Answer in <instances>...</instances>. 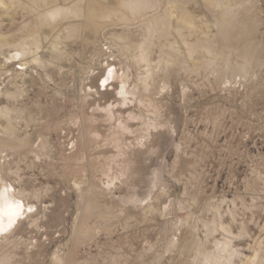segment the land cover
Returning a JSON list of instances; mask_svg holds the SVG:
<instances>
[{
  "label": "rangeland",
  "instance_id": "374dc122",
  "mask_svg": "<svg viewBox=\"0 0 264 264\" xmlns=\"http://www.w3.org/2000/svg\"><path fill=\"white\" fill-rule=\"evenodd\" d=\"M135 1L0 2V264H264V0Z\"/></svg>",
  "mask_w": 264,
  "mask_h": 264
},
{
  "label": "bare ground",
  "instance_id": "6f19581e",
  "mask_svg": "<svg viewBox=\"0 0 264 264\" xmlns=\"http://www.w3.org/2000/svg\"><path fill=\"white\" fill-rule=\"evenodd\" d=\"M0 2L3 3V0H0ZM130 4L135 5L136 11H141L139 10V7L143 5L149 6L150 0H136L135 2H130ZM56 14L57 12L55 11H51L50 13L51 17H53ZM145 54H143L144 58H146ZM108 73H109L108 77H114V74H116L113 70H111ZM33 206L34 204L25 201L21 190H17L12 183L8 184L4 180V178L0 175V233L12 229L14 223L18 219V222L14 226L17 227V225L21 222V219L24 216H26L25 215L26 213L31 211L30 209Z\"/></svg>",
  "mask_w": 264,
  "mask_h": 264
}]
</instances>
